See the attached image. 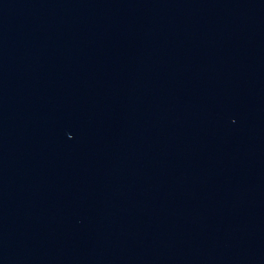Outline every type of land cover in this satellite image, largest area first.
<instances>
[{"label":"water","instance_id":"1","mask_svg":"<svg viewBox=\"0 0 264 264\" xmlns=\"http://www.w3.org/2000/svg\"><path fill=\"white\" fill-rule=\"evenodd\" d=\"M264 166V0H0V232L104 192Z\"/></svg>","mask_w":264,"mask_h":264}]
</instances>
